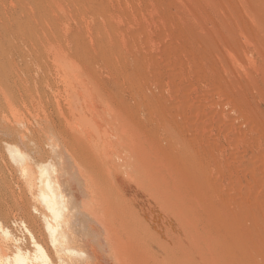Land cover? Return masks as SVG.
<instances>
[{
    "label": "rangeland",
    "instance_id": "obj_1",
    "mask_svg": "<svg viewBox=\"0 0 264 264\" xmlns=\"http://www.w3.org/2000/svg\"><path fill=\"white\" fill-rule=\"evenodd\" d=\"M72 1L55 4L52 17L61 37L54 42L43 36L39 41L24 28L18 35L0 18V32L6 28L0 43V115L16 112L26 121L59 103L65 106L84 58V81L91 94L106 100L103 110L133 112L136 148L145 150L150 162L158 161L156 144L172 160L199 154L214 176L217 200L222 203L229 194L237 210L252 214L250 242L264 254V0H88L85 6ZM24 3L29 9L53 6L47 0ZM0 6L10 18H24L20 4L0 0ZM36 10V19L49 18ZM107 23L118 32L116 59L98 48L107 42L100 31ZM39 100L42 109L35 104ZM110 120L104 126L109 134L118 123ZM119 144L122 156L133 155ZM170 170L164 176L173 184L177 173Z\"/></svg>",
    "mask_w": 264,
    "mask_h": 264
},
{
    "label": "bare ground",
    "instance_id": "obj_2",
    "mask_svg": "<svg viewBox=\"0 0 264 264\" xmlns=\"http://www.w3.org/2000/svg\"><path fill=\"white\" fill-rule=\"evenodd\" d=\"M12 1L20 4L24 18H10L0 6L6 28L18 35L28 29L39 41L61 37L52 17L57 0H47L53 5L49 10L37 6L49 15L44 21L36 19L37 7ZM100 31L107 42L98 48L116 59L117 29L107 23ZM83 59L69 81L74 87L65 106L58 101L60 108L56 104L26 121L16 112L0 115V264H264V254L250 242L255 238L250 211L237 210L229 194L222 203L217 200L214 176L199 154L172 160L156 144L158 161H148L147 152L136 148L133 112L113 107L115 117L112 107L103 110L106 100L91 94L84 81ZM35 104L43 108L41 100ZM107 120L115 123L111 134L104 129ZM119 143L133 155L122 156ZM152 167L163 173H152L157 171ZM167 168L177 173V178L169 175L173 184L164 176Z\"/></svg>",
    "mask_w": 264,
    "mask_h": 264
}]
</instances>
